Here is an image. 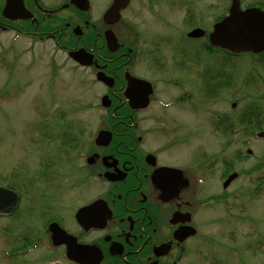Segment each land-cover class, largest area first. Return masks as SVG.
Instances as JSON below:
<instances>
[{"label":"rangeland","instance_id":"1","mask_svg":"<svg viewBox=\"0 0 264 264\" xmlns=\"http://www.w3.org/2000/svg\"><path fill=\"white\" fill-rule=\"evenodd\" d=\"M92 1L90 16L101 19L109 1ZM134 1L136 16L132 23L142 56L133 64L134 72L148 64L157 67L183 63L187 54L196 56L200 43L184 38L186 31L194 25L210 30L212 21L222 16L230 4L229 0ZM252 2L264 0H241L244 6ZM187 11L193 15L190 24H186ZM124 37L131 39L125 34ZM60 46L33 42L13 32L0 33V185L8 184L22 192L20 208L9 218H0V264H71L64 258L62 248L57 249L58 254L46 248L45 244L50 246L46 222L56 217L71 228L76 208L92 196V188L86 189L83 184L80 157L83 154L86 157L92 146L88 149L84 143L93 144L97 132L107 124L108 112L100 105L107 90L96 83L92 70L76 66ZM151 57L157 58L156 63H152ZM251 58L247 55L230 58L233 84L218 103L202 101L203 113L198 111L203 119L199 134L180 130L186 145L176 144L168 157L161 155L164 161L178 163L182 161L179 152L186 150L187 171L200 166L203 177L198 195L202 206L195 213V227L202 236L186 245L184 264H264V138L250 136L251 129L235 121L250 101L264 93V56ZM210 62L215 63L214 59H201L202 64ZM184 77L185 73L177 72L163 79ZM251 79L256 80L252 83ZM156 85L164 92L163 101L178 93L171 83L162 81ZM233 103L237 105L235 109L230 108ZM175 108L155 106L154 110L158 113ZM178 110L174 117L179 122L182 112ZM216 110L220 116L230 113L233 119L228 143L222 135L207 134L208 112ZM219 123L220 127L227 126L225 118H220ZM180 126L179 123L176 128ZM261 128L264 131V118ZM67 146L69 156L64 154ZM246 149L252 154L246 156ZM70 156L74 162L68 164L66 158ZM213 159H216L214 169L208 170ZM232 171L241 177L224 199L206 202L207 195L221 194V182ZM71 176L73 188L67 180ZM259 177L260 183H253ZM99 191L95 189L96 194ZM24 242L30 245L25 247ZM12 249L27 251L21 258L10 261L5 254Z\"/></svg>","mask_w":264,"mask_h":264},{"label":"flooded vegetation","instance_id":"2","mask_svg":"<svg viewBox=\"0 0 264 264\" xmlns=\"http://www.w3.org/2000/svg\"><path fill=\"white\" fill-rule=\"evenodd\" d=\"M88 1L90 9L82 12L70 3L71 0H0V33L13 32L33 42L61 44L60 48L66 51L83 47L91 51L98 65L97 69H89L94 74L100 70L114 79L113 88L107 91L111 105L114 104L108 122L112 125L104 127L112 132V141L106 147L92 148L89 153V156L96 155L94 163L87 166L85 181L86 188L93 189L92 196L76 208L71 228L66 229L79 247L83 246L80 248L82 253H75L76 243L70 245L71 259L68 261L82 264L75 262L80 259L92 264V258L100 255V259L95 261L97 264H184L185 247L191 238L198 236L195 213L202 206L198 195L202 190L199 183L203 182V177L200 166L197 170L187 171L186 158L189 154L186 150L179 152L182 161L178 163L164 161L161 155L168 157L176 144L186 145L180 130L199 134L203 120L202 101L206 100V104L218 103L220 96L233 84V73L228 64L230 54L222 52L225 53L222 55L225 63L207 67L202 63L179 66L185 77L166 81L179 88V93L162 102L164 92L156 85L161 84V80H157L160 69L172 75L175 68L169 64L161 67L148 64L134 72L131 63L136 60L137 51L135 53L129 47H123V44L116 54L110 55L105 46L104 32L110 28L117 37L121 35L122 21L126 22L123 17L128 18L124 13L127 9L120 12V21L108 25L102 22V15L101 19L100 16L91 18L93 1ZM108 1L106 9L114 0ZM6 6L9 16L4 17ZM13 16L18 19H11ZM20 16H25V19ZM76 26L80 28L77 33L74 31ZM109 64L111 67H108ZM126 72L151 84L148 90H152V93L146 109L129 106L124 96ZM144 88H137L135 95L143 97L148 92ZM193 94L195 96L192 98ZM155 106L176 108L157 113ZM230 107L233 109L234 105ZM178 109L182 112L179 122L174 117ZM147 112L150 113L147 115ZM208 114L210 126L207 134L222 135L228 143L230 113H221L223 116H220L216 110ZM139 115L143 118H139ZM220 118H226L227 126L216 128ZM142 121L147 126L144 127ZM179 123L181 126L177 129ZM213 161L209 163L208 170L214 169L216 159ZM227 164L229 166L230 163ZM165 167L175 170L162 169ZM105 174H110L115 181H107ZM95 189L100 191L96 194ZM212 197V194L207 196ZM97 199L105 201L110 215L106 208L98 204L85 225H81L76 219V212ZM188 226L194 228V237L183 235Z\"/></svg>","mask_w":264,"mask_h":264},{"label":"water","instance_id":"3","mask_svg":"<svg viewBox=\"0 0 264 264\" xmlns=\"http://www.w3.org/2000/svg\"><path fill=\"white\" fill-rule=\"evenodd\" d=\"M77 9L81 11H86L89 8L87 0H71L70 2ZM128 4V0H114L111 7L104 14V21L108 23H114L119 18V11L125 8ZM4 15L9 16L8 10H4ZM24 18L25 16H20ZM17 16H13L12 19H16ZM106 45L109 50L116 51L119 47L116 37L111 30L105 32ZM203 36V31L195 29L188 33V37H201ZM209 40L212 45L233 50H250L253 53H259L264 50V11L257 8H248L245 10L240 9V0H231V5L229 8L228 15L223 18L220 22L213 26V31L209 35ZM69 56L82 66L91 65L92 62L89 55L85 54V51L80 49L69 53ZM128 87L126 90V96L130 99L131 104L134 107L145 108L148 103V95L151 93L149 91L150 84L144 81L135 79L128 74L125 75ZM97 80L102 81L109 87H112L113 80L106 77L103 73L97 74ZM145 87L148 92L144 93L143 97L135 95V90L140 87ZM144 88V89H145ZM103 106H109L110 102L107 97L102 99ZM111 139V134L105 131H100L95 139L96 145H106ZM249 153V152H248ZM236 177L235 174L231 175L228 180L224 183L226 187L232 179ZM18 203V196L7 189L0 187V214L8 215L16 207ZM99 204V203H98ZM97 205H90L81 208L76 213V219L81 225H85L87 218L94 213ZM49 231L52 233L51 239L54 245L65 244L67 247L74 244V240L69 239V236L61 230L57 224L53 223L49 226ZM80 247L75 248L76 254H81L82 249ZM71 254V250L66 253L68 257ZM100 258V257H99ZM99 258H92V264H97ZM82 264H86V260L76 259Z\"/></svg>","mask_w":264,"mask_h":264},{"label":"trees","instance_id":"4","mask_svg":"<svg viewBox=\"0 0 264 264\" xmlns=\"http://www.w3.org/2000/svg\"><path fill=\"white\" fill-rule=\"evenodd\" d=\"M253 5H255V4H253ZM261 5L264 7V4H263V3H261ZM263 54H264V53H263ZM252 116H253V114L250 115V117H252ZM250 120H251V119H249L247 116H245V118H243V121H244V122L247 121L248 123H250ZM64 134H66V133H63L62 135H64ZM67 134H68V133H67ZM65 139H67V137H66ZM68 149H69V147L67 146V150H68ZM65 151H66V150H65Z\"/></svg>","mask_w":264,"mask_h":264}]
</instances>
